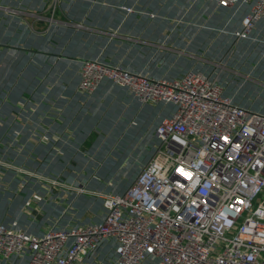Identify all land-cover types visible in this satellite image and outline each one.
<instances>
[{"label":"built area","instance_id":"2783aa9c","mask_svg":"<svg viewBox=\"0 0 264 264\" xmlns=\"http://www.w3.org/2000/svg\"><path fill=\"white\" fill-rule=\"evenodd\" d=\"M208 1L245 11L244 31L264 20V0ZM105 82L142 104L173 106L151 157L123 193L103 195L98 222L55 223L40 235L0 223V264H92L108 242L114 264H264V112L198 69L167 79L83 62L80 91Z\"/></svg>","mask_w":264,"mask_h":264},{"label":"crops","instance_id":"0c3cea01","mask_svg":"<svg viewBox=\"0 0 264 264\" xmlns=\"http://www.w3.org/2000/svg\"><path fill=\"white\" fill-rule=\"evenodd\" d=\"M4 1L20 3L19 0ZM24 3L27 4L24 7L26 12L19 14L32 19L30 23L35 37L40 40V37L44 39L47 34L57 31L55 24L68 26L69 29L77 24L71 21L72 16L79 20V24L71 30L78 35L77 50L70 47L63 62L48 61V66L40 73L36 71L39 75L34 77L36 86L43 80L54 84L62 82L61 86L54 87V92L48 95L46 101L44 97L39 99L37 96L35 104L30 106L31 115L41 108L46 122L37 115L36 123L24 129L25 125L16 117L17 114L13 124L4 125L0 121V159L4 154L9 155L3 159L4 163L17 165L0 171V223L8 224L17 231L40 235L55 223L60 227H70L102 220L105 214L103 195L123 193L128 188L127 179L138 159L134 157L136 148L127 141L123 142V146L131 147V151L121 150L122 147L114 143V136L118 130H127L129 119L123 116L128 110L134 111V102L144 107H158L155 119H160V122L173 112L172 105L142 104L129 89L110 82L103 83L91 95L78 91L84 60L98 58L111 64L123 63L134 72L174 79L190 70L197 59L183 54L179 48L172 49L170 44L175 41H170V38L176 35L171 29L174 19L165 16L155 19L137 16L123 8L128 5L102 0H24ZM213 8L208 16H204L205 20L214 19L215 14L233 15L230 9ZM234 15L239 18L240 24L243 14ZM184 37L178 39L177 46L185 48L182 44L189 43L190 36ZM156 52H169L172 56L164 63L157 58L152 61ZM195 68L203 69L199 66ZM49 89L50 85L43 87L42 94ZM1 116L5 120L6 113L1 112ZM149 116L151 114L143 116L142 120L148 122ZM23 129L28 130L29 135L26 134L28 132L23 134ZM103 145L107 147L104 151L106 155L117 152L115 156L104 160V154L98 150ZM144 154L141 153L138 161L146 157ZM27 168L38 169L47 176L60 174L61 178L68 180V185H72V180L77 178V182L73 183L77 187L60 186L61 189L54 188L55 194H51L45 186L23 181ZM81 187L83 191L78 190ZM92 260V264H114V242L103 246Z\"/></svg>","mask_w":264,"mask_h":264},{"label":"rangeland","instance_id":"374dc122","mask_svg":"<svg viewBox=\"0 0 264 264\" xmlns=\"http://www.w3.org/2000/svg\"><path fill=\"white\" fill-rule=\"evenodd\" d=\"M3 1L0 0V116L1 112H4L6 118L4 120L1 116L0 121L4 125L13 124L17 117L26 129L27 125L36 123L35 117L37 115L42 116L44 119L41 118V120L46 122V115H41V108L38 109V112L36 111L37 114L31 115L29 113L30 106L35 104L37 96L39 99L44 97L43 100L46 101L48 95L54 92V87L62 84L61 81L54 84L43 80L36 86L34 77L39 75L36 71L40 73L44 67L48 66V61L63 62L66 56L68 57L70 47L77 50L78 35L71 30L79 24V20L72 16L71 21L77 24L72 25L69 29L68 26L65 28V25L55 24L57 31L47 34L44 39L40 37L43 39L40 40L39 37H35V31L30 23L32 19H26L24 15L19 14V12H26L24 7L27 4L24 3V0H19L20 3ZM102 2L128 5L129 7L123 6V8L137 16H145L151 19L165 16L168 19H174L171 29L176 35L171 37L170 41L174 40L175 43L170 44V46L172 49L179 48L183 54H189L193 59H197V62L190 66L191 69H196L195 67L199 66L203 68V72L219 77L220 82L225 86L226 93L232 96L235 102L244 107L264 112V20L260 21L251 31H244L243 20L239 24L240 20L234 15V8H223L230 9L229 11L233 14L232 17L215 14L214 19L205 20L204 16H208V12H212L211 10L215 7V4L208 0H102ZM240 13L244 15L245 11ZM186 31L188 34H185ZM187 35L190 36L188 46L186 43L182 44L185 45V48L177 46L180 42L178 39L185 38L184 36ZM25 38H28L29 41L26 42ZM170 56L172 55L169 52H156L152 61L157 58L160 63H164ZM87 60L103 61L98 58H89L85 59L84 62ZM112 65L129 69L123 63ZM47 85H50V89L42 94L43 90L41 89ZM78 91H80L79 85ZM134 104V111L128 110L129 112L127 111L123 116L124 119H129L127 130H118L114 136V143H118L119 147H122L121 150L131 151V147L123 146V142L127 141L129 144H134L137 149H135L134 157L138 159L135 161L131 176L127 179L126 188L131 185L145 163V159L153 152L158 142L156 129L160 123V119H155L158 107L151 105L144 107L137 102ZM130 111L132 112L131 115L129 114ZM148 114H151L150 119L148 118L149 121L142 120V117ZM39 122L41 121L39 120ZM24 129L23 134L28 132ZM6 134L9 135V132ZM26 134L29 135V132ZM106 149V145L101 148L98 147L100 153L104 154V160L110 158L111 155L114 157L117 153L106 155L104 152ZM142 152H145L144 156L146 157L138 161ZM4 155L1 156L2 160L0 159V171L7 170V166L8 168L17 166L15 163H4L3 159L9 156ZM57 176L60 177V174L47 176L38 169L27 168L22 178L24 182L30 181L40 187L45 186L51 194H55L54 188L61 189L60 186L68 185V180L61 178L62 176L60 178ZM72 181V185L67 187L72 186L76 189L77 186L73 183L77 182V178ZM7 196L9 197V194Z\"/></svg>","mask_w":264,"mask_h":264}]
</instances>
